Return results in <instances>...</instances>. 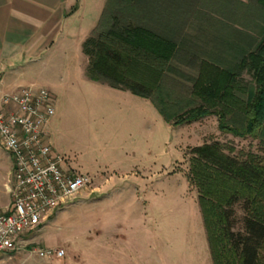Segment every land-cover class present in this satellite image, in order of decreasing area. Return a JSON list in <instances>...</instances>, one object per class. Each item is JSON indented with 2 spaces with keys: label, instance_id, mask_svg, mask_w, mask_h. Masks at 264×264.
Instances as JSON below:
<instances>
[{
  "label": "rangeland",
  "instance_id": "1",
  "mask_svg": "<svg viewBox=\"0 0 264 264\" xmlns=\"http://www.w3.org/2000/svg\"><path fill=\"white\" fill-rule=\"evenodd\" d=\"M188 1L192 5L184 10L183 19H172L178 30L174 67L188 76L172 75L174 80L166 79L162 86V101L171 116L200 104L191 94L198 61L231 67L247 42L260 38L264 26V13L255 0ZM87 4L90 16L103 4L102 11L113 7L107 0ZM66 59L34 65L24 73L25 80L56 95L59 154L91 182L29 235L31 246L63 249V259L83 264L107 260L114 249L130 264H160L163 255L171 264H211L197 191L188 180L190 149L218 141L232 154L264 158V147L250 137L221 132L215 115L172 126L149 100L82 80L81 55L79 75L69 69L77 64ZM241 76L254 89L250 76L246 72ZM53 84H59L57 90ZM235 211L239 227L240 205ZM26 254L34 255L28 264L47 259ZM48 260L63 262L56 257Z\"/></svg>",
  "mask_w": 264,
  "mask_h": 264
},
{
  "label": "trees",
  "instance_id": "2",
  "mask_svg": "<svg viewBox=\"0 0 264 264\" xmlns=\"http://www.w3.org/2000/svg\"><path fill=\"white\" fill-rule=\"evenodd\" d=\"M107 1L113 7L102 11L82 43L90 80L149 100L172 126L215 115L221 132L250 137L264 147V26L260 38L247 42L231 67L198 61L191 94L200 104L171 116L162 101L164 80L188 76L174 67L178 30L172 19L181 21L192 4L188 0ZM255 2L264 13V0ZM242 72L250 76L254 89L243 83ZM188 162V180L197 191L212 264H264V158L238 156L212 141L191 148ZM236 205L243 211L239 227Z\"/></svg>",
  "mask_w": 264,
  "mask_h": 264
},
{
  "label": "built area",
  "instance_id": "3",
  "mask_svg": "<svg viewBox=\"0 0 264 264\" xmlns=\"http://www.w3.org/2000/svg\"><path fill=\"white\" fill-rule=\"evenodd\" d=\"M1 83V72H0ZM55 113L51 92L32 86L0 95V146L12 162L6 187L11 203L0 214V254L63 258L64 250L31 246L30 234L90 184L54 151L45 127Z\"/></svg>",
  "mask_w": 264,
  "mask_h": 264
},
{
  "label": "crops",
  "instance_id": "4",
  "mask_svg": "<svg viewBox=\"0 0 264 264\" xmlns=\"http://www.w3.org/2000/svg\"><path fill=\"white\" fill-rule=\"evenodd\" d=\"M78 1L76 4V0H0V95L29 86L46 88L36 87L34 83L27 84L24 73L30 71L34 65L45 66L48 60L53 63L58 57H66L68 62L70 59L69 63L73 60L72 63L75 62L77 66L73 68L70 64L69 69L72 68L78 73L77 59L81 55L83 57L82 80L85 77L90 82H95L86 75L87 59L82 52V43L96 26L104 4L98 12L90 16L87 0ZM59 84H53L55 90ZM109 88L117 92H129ZM51 95L55 105L56 95L52 92ZM57 121L53 115L45 131L47 140L54 151L60 153L61 133L56 130L59 128ZM11 169V159L0 146V214L7 212L11 203L10 194L6 189ZM207 250L210 257L208 244ZM33 256L24 252L4 253L0 254V264H28ZM122 256L114 249L109 252V259L95 258L93 264H130L131 260ZM61 259L63 262L60 263L58 260L49 261L47 258L39 264H83L80 260ZM160 264L171 263L163 255L160 258Z\"/></svg>",
  "mask_w": 264,
  "mask_h": 264
}]
</instances>
